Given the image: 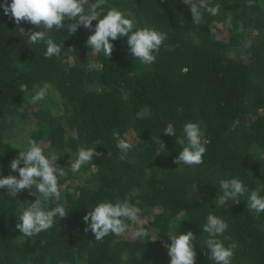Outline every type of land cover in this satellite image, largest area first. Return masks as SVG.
<instances>
[{
	"label": "trees",
	"instance_id": "trees-1",
	"mask_svg": "<svg viewBox=\"0 0 264 264\" xmlns=\"http://www.w3.org/2000/svg\"><path fill=\"white\" fill-rule=\"evenodd\" d=\"M10 3L0 0V178L18 177L10 163L28 139L35 140L45 155L58 154L55 163L66 172L58 176L59 198L43 206L65 204L69 213L25 237L16 224L35 195L0 188V264H169L170 231H192L195 264H215L202 230L209 213L228 224L218 237L224 246L237 244L231 264H264V212L248 208L251 191L264 196V0L251 6L247 0H208L220 11L212 16L202 10L200 25L183 0H106L105 12H129L137 27L167 34L151 65L131 56L127 37L110 41L109 58L94 52L86 45L93 33L83 26L71 35L47 32L61 53L45 58L44 42H27L28 31L47 30L16 24L3 11ZM70 47L76 51L69 54ZM45 82L52 86L46 98L30 103L33 86ZM187 122H199L209 141L199 165L175 164L181 147L163 131L172 123L182 136ZM120 139L131 150L118 149ZM93 145L101 155L73 173L79 149ZM233 178L248 191L222 207L215 203L219 181ZM125 199L141 209L137 220L126 221L125 234L96 241L90 229L84 231L83 217L98 203ZM140 227L154 241L134 238Z\"/></svg>",
	"mask_w": 264,
	"mask_h": 264
},
{
	"label": "clouds",
	"instance_id": "clouds-1",
	"mask_svg": "<svg viewBox=\"0 0 264 264\" xmlns=\"http://www.w3.org/2000/svg\"><path fill=\"white\" fill-rule=\"evenodd\" d=\"M253 0H247L249 6ZM191 12L192 22L196 25L203 23V11L212 16L218 15L220 5L209 6L208 0H183ZM106 0H11L10 4L3 5L5 15H10L16 24L22 21L30 23L40 28L46 29L30 32L27 43L38 44L44 42L46 45L45 58L59 56L61 45H58L50 38L47 32L55 29L60 31L64 29L69 35L75 33L79 26L92 31L86 42V45L96 53H103L106 58L111 57L114 45L110 41H115L119 37H127V45L132 57L136 58L143 65H151L159 53L160 47L167 39V34L149 27H137L136 20L131 13L118 10L114 7H108L105 12ZM203 10V11H202ZM65 21H71L65 23ZM96 21L93 29L92 22ZM229 27L232 26V17L228 16L226 20ZM239 31H243V25H239ZM166 50H171L166 46ZM75 48H69L67 52H75ZM71 57H73L71 55ZM74 58V57H73ZM34 94L30 97V103L43 101L51 89V85L45 82L42 86H33ZM19 91L28 92L25 84L19 85ZM23 108L20 109L23 112ZM164 134L176 136V143L180 145L178 157L174 163L184 165H199L203 163V156L206 152L205 145L209 143L204 136L199 122H187L183 125V135L177 136L176 129L172 123H168L163 128ZM73 139H79L78 129L71 130ZM27 147L18 151V156L10 163V168L15 175H8L0 178V188L7 190L8 194L16 196L17 193L29 190L35 195L34 202L28 203L27 207L18 216L19 223L16 228L22 232L25 237L39 235L43 231L50 229L55 218L60 220L67 217L68 211L65 204H57L50 210H45L44 202L51 198L60 196L58 176L66 175L65 169L59 167L55 162L58 154L50 152L44 154V149L33 139H28ZM117 147L122 152L131 150L133 145L120 139ZM101 154L94 150V145L89 148L81 147L74 160L70 163L73 173L80 171L82 166L93 162V157H99ZM23 165L22 167L20 165ZM95 166V165H93ZM35 188L36 196L31 190ZM221 195L215 199V203L220 206H226V201L238 202L239 196L243 195L246 187L239 179H222L219 181ZM139 201H137V204ZM248 208L256 213L264 212V196L258 191H251L248 196ZM141 209L128 202L127 199L118 202L104 201L98 203L92 210L88 211L83 217L86 225L84 231L89 229L95 236L96 241H102L104 237L112 234L121 236L125 234L129 225L128 220L135 221L139 218ZM90 221V223H89ZM228 228L227 222L221 217L209 213L206 217V223L202 226L204 233L208 234L206 240L209 250V259L215 264H231L236 243L225 247L223 242L218 239ZM134 238L154 241L151 238L150 231L143 227L138 228L132 233ZM167 237L170 244L165 245L167 255L170 257L169 264H195L196 252L194 251L193 241L196 239L192 231L183 234L169 232Z\"/></svg>",
	"mask_w": 264,
	"mask_h": 264
}]
</instances>
